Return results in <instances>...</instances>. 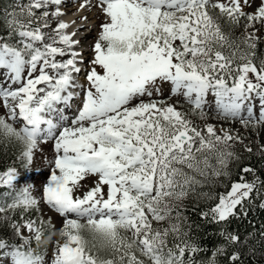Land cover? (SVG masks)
<instances>
[{
  "label": "snow or ice",
  "instance_id": "obj_1",
  "mask_svg": "<svg viewBox=\"0 0 264 264\" xmlns=\"http://www.w3.org/2000/svg\"><path fill=\"white\" fill-rule=\"evenodd\" d=\"M63 3L14 0L0 32V104L22 124L17 130L0 118V138L22 145L26 168L38 143L53 141L42 195L64 217L53 264H218V257L244 264V250L255 249L227 226L264 211V178L232 150L243 145L238 132L201 127L190 116L215 113L246 129L264 127V59L255 62L252 51L264 0L251 13L242 0H81L78 11L95 8L102 17L83 69L86 85L77 84L83 54L59 19ZM241 20L242 40L223 30L221 21ZM89 177L95 184L76 195ZM24 179L14 168L0 173V187L13 190L0 203V231L11 229V237L0 235V264H42L32 242L39 245L43 222L25 217L40 201L30 184L17 190ZM205 185L222 190L198 191ZM190 193L203 198L200 222L183 211ZM17 209L18 219L8 215ZM205 225L216 226L223 243L203 262L194 258L204 249L193 233Z\"/></svg>",
  "mask_w": 264,
  "mask_h": 264
},
{
  "label": "rangeland",
  "instance_id": "obj_2",
  "mask_svg": "<svg viewBox=\"0 0 264 264\" xmlns=\"http://www.w3.org/2000/svg\"><path fill=\"white\" fill-rule=\"evenodd\" d=\"M24 1L27 2V0H24ZM20 2L25 3L22 0ZM76 2L74 1L71 4V6L77 7L76 4L79 5L81 0L80 1L78 0ZM221 2H226V0H221ZM260 3H261V0H251V6H247V5H243V0H242L243 10L246 13H251ZM65 6H68V5H65ZM92 10H93V14H90L88 18L94 15V13L96 15V18L91 19V21L87 23L88 27H83V30L81 29L80 31H78L76 29V31H74V32L84 31L88 34V36H86L82 41H80L81 45L79 43V45L83 47L84 49L83 60L84 58L86 59L84 60V63L80 65H82L83 67L85 66L86 68L89 67L88 61L92 59L91 48L95 42L96 35L99 30V25L102 22V17L100 16L99 11L95 8H92ZM49 23L51 24L52 28L56 27V23L53 24L52 21H49ZM221 23L222 25H225L226 28L230 29L229 33L231 37L234 39L242 40L243 37L246 35L245 30H244L243 20H241V23L237 26H230L225 21H221ZM256 27L260 29V31L256 33V36L259 37V39L257 41V46H256L258 48H255L257 57L254 60L255 62L258 63L260 59H264V27H261L259 24H257ZM44 31L46 33L48 32L45 29ZM249 31H252V30L249 29ZM45 42H49V41L45 39ZM78 81L80 82V84L86 85L85 73L81 75L79 73V75L77 76V83ZM77 91L79 93L80 89H77ZM164 93H165V96L168 95L167 86H165ZM75 105H76V101L73 106L75 107ZM182 110L187 111V106H185ZM0 118L5 119L8 124L12 125L17 130H19V128L21 127L19 123L13 122L11 119L8 118L7 110L3 107L2 104H0ZM190 119H192L195 124L201 127H203L205 123H211V124L216 125L217 130L223 127L225 129H231L234 133L238 132L244 138L243 145L234 144L233 148L237 149L239 152L245 151L244 146L252 147L254 145L258 147L259 149L264 148V127H258L256 129H246L242 127L239 123L225 122L223 120L216 119L215 113H209L208 116L204 120H201L198 116H190ZM0 140L6 141V142L18 143L20 147V150L18 153V160L15 166H13V168L16 169L20 177H23L25 179L21 184H19V186L17 185V190L19 189V187H23L26 184H30L31 185V188H30L31 195L35 199L40 201L39 210H38L39 219L37 221L43 222V234H42V239L39 245L36 244V242L34 241V238H33V243L37 245L35 251L39 255L42 256V264H53L54 255L56 251V248H55L56 242L60 241L61 243H63V239L60 236V231L62 230L64 226V217L60 216L58 213H56L54 210L49 208L42 201L43 187L46 184L51 174L52 167H53L52 161L55 158L54 149H53V141L49 140L46 143H38L37 148L33 152L32 163L30 166L26 168L23 166V162L20 159L22 145L18 141H16L14 138H0ZM95 180H96L95 177H89L85 179L84 181H82L83 187L76 191V195H82L84 192L89 190L95 184ZM9 191L12 192L13 190L9 189ZM8 195H9V192H8ZM190 197L191 196L189 195L186 199L182 201V203L189 201ZM9 214L10 213H8V215ZM154 226L162 227L164 225L154 224ZM24 235L31 236L32 234L28 233L27 231H24Z\"/></svg>",
  "mask_w": 264,
  "mask_h": 264
},
{
  "label": "trees",
  "instance_id": "obj_3",
  "mask_svg": "<svg viewBox=\"0 0 264 264\" xmlns=\"http://www.w3.org/2000/svg\"><path fill=\"white\" fill-rule=\"evenodd\" d=\"M14 0H0V32H4L6 30L4 24V9L9 5L13 4ZM11 11V8H8ZM223 30L225 32H230L229 28H226L225 25H222ZM258 48V47H256ZM260 49V48H259ZM255 52V56L253 59L255 60L257 57L256 49L252 50ZM252 148V152H239L237 149L233 148L232 150L237 153L241 157V165L243 166H251L256 169L257 173L264 178V153L261 152L256 146L250 147ZM20 147L18 143L6 142L0 140V173L5 172L11 166H14L18 160V153ZM230 168L233 170V179H235V171L237 169V165L235 163L230 165ZM251 179V176H249ZM6 191L5 187H0V203L8 201L10 196L2 195V191ZM222 189H212L210 186L205 185L203 188H198V191H221ZM191 197L189 201L182 203L184 205L183 211L187 216L190 217L191 221H199V211L201 208L205 207L203 198L197 199V195L195 193L189 194ZM195 209V210H194ZM10 216H14V218L18 219L20 215L19 209L15 210V213H10ZM25 217H30L32 219H38V212L33 209L28 213H25ZM251 221V223L249 222ZM3 221L0 219V224ZM264 225V211L259 210L258 208L253 209L249 213L248 219H239L233 220L229 227V229H235L239 234H241V238H248L249 246L255 249V254H251L247 252L245 249L243 252V260L244 264H264V238L260 236V232L262 230L261 226ZM249 234H252L249 236ZM0 235H5L7 237H11V229H7L6 231H0ZM196 242L204 249L195 255V259L197 261L206 262L208 258L211 256L212 250L223 243L222 238L217 234L216 226L214 225H205L201 227L197 232L193 233ZM18 242V241H17ZM35 243L32 242V246ZM37 246V245H36ZM247 247V246H246ZM35 249V247H34ZM232 249H229L231 251ZM218 264H228L227 259L225 257H218Z\"/></svg>",
  "mask_w": 264,
  "mask_h": 264
},
{
  "label": "bare ground",
  "instance_id": "obj_4",
  "mask_svg": "<svg viewBox=\"0 0 264 264\" xmlns=\"http://www.w3.org/2000/svg\"><path fill=\"white\" fill-rule=\"evenodd\" d=\"M76 2V1H78V0H64V3L61 5V7H62V10L66 13V15H64V16H62V17H60L59 19L60 20H63L64 22H66V23H68L69 25H70V27L66 30V32L68 33V34H71V33H73L74 31H76V29L78 30V31H80L81 29L83 30V27H88V24L87 23H89L90 21H91V19H95L96 18V15H95V13H94V15H92V16H90L89 18H88V16L90 15V14H93V10H92V8H85V9H83V10H79L78 11V8H79V5L78 4H76L77 5V7H75V6H71V4L73 3V2ZM80 1V0H79ZM94 2V1H93ZM77 3V2H76ZM65 5H68V6H65ZM87 17V21H83L82 20V18L83 17ZM50 21H52V23L53 24H55V23H57V20L56 19H50ZM73 21H75V23H73ZM93 21V20H92ZM51 23V22H50ZM52 24V25H53ZM46 31H48V32H50L51 31V29L49 28V29H45ZM75 32L76 33V35L75 36H73L72 37V39L73 40H78L79 42L80 41H82L86 36H88V34L86 33V32ZM47 32V33H48ZM46 33V32H45ZM79 35H81V37L79 36ZM45 39H47V36L45 37ZM48 40V39H47ZM50 42V41H49ZM56 46H60L59 44H57ZM77 47L75 46V49H76ZM79 50V52H82V54L84 55V49H78ZM84 57V56H83ZM65 58H67V57H65ZM83 72V71H82ZM78 85H80V82L78 81V83H77ZM77 89H79V87H77L76 89H75V91L78 93V91H77ZM78 97V96H77Z\"/></svg>",
  "mask_w": 264,
  "mask_h": 264
}]
</instances>
